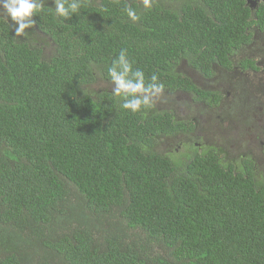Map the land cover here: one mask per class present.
I'll return each mask as SVG.
<instances>
[{
    "label": "trees",
    "instance_id": "trees-1",
    "mask_svg": "<svg viewBox=\"0 0 264 264\" xmlns=\"http://www.w3.org/2000/svg\"><path fill=\"white\" fill-rule=\"evenodd\" d=\"M42 3L27 38L0 13V264H264L257 160L196 140L165 154L158 145L190 140L194 119L154 102L133 113L93 89L112 83L107 68L127 49L146 86L156 75L163 91L219 106L225 93L178 67L207 80L223 71L239 77L236 88L260 72L259 55L245 51L254 33L242 4L81 0L63 18L55 0ZM242 85L250 105L256 85Z\"/></svg>",
    "mask_w": 264,
    "mask_h": 264
},
{
    "label": "rangeland",
    "instance_id": "rangeland-1",
    "mask_svg": "<svg viewBox=\"0 0 264 264\" xmlns=\"http://www.w3.org/2000/svg\"><path fill=\"white\" fill-rule=\"evenodd\" d=\"M178 69L189 75L199 87L225 93V96L215 108L209 107L204 101H195L192 95L182 91L174 93L163 91L159 96L154 97L153 102L160 110L172 109L179 119H194L197 124L195 132L191 135L193 139L189 140L188 136H182V142L178 145L173 137L165 138L158 145V150L177 157L183 153L186 142L196 140L194 144L198 148L215 146L224 150L230 159H238L244 154L251 156L257 160L259 169H263L264 81L261 77L264 71L255 75H242L241 85L236 88L239 77L223 71L207 80L190 68L186 62L181 63ZM250 82L256 85L255 98L252 103L249 102L250 105H247L245 103L252 97H249L242 84L251 85ZM249 85L246 87L249 88ZM113 88V83L104 81H99L93 86L94 90L112 91ZM242 94L247 97L241 98Z\"/></svg>",
    "mask_w": 264,
    "mask_h": 264
},
{
    "label": "clouds",
    "instance_id": "clouds-1",
    "mask_svg": "<svg viewBox=\"0 0 264 264\" xmlns=\"http://www.w3.org/2000/svg\"><path fill=\"white\" fill-rule=\"evenodd\" d=\"M144 8L152 6V0H143ZM81 0H55V14L58 17L69 18L74 13H79ZM43 8L42 0H0V13L14 22V33L16 37L27 38L30 34L28 29L34 27L32 19L34 13H39ZM125 12L132 21H138L139 15L136 10L125 6ZM107 74L111 78L115 96L123 99L122 107L133 113L141 108H149L153 105V98L159 96L164 85L158 82L156 75L151 76V82L145 85V74L139 68L133 67L127 49H121L117 57L107 68Z\"/></svg>",
    "mask_w": 264,
    "mask_h": 264
},
{
    "label": "flooded vegetation",
    "instance_id": "flooded-vegetation-1",
    "mask_svg": "<svg viewBox=\"0 0 264 264\" xmlns=\"http://www.w3.org/2000/svg\"><path fill=\"white\" fill-rule=\"evenodd\" d=\"M244 12L248 15V19L251 21V31L254 33L252 40V48H248L245 51L258 54L256 59V65L259 66V71H264V33H262V24H264V0H238ZM254 56V55H253ZM259 73V72H256ZM261 79L264 81V72H262Z\"/></svg>",
    "mask_w": 264,
    "mask_h": 264
}]
</instances>
